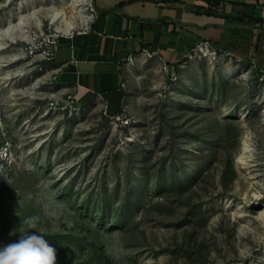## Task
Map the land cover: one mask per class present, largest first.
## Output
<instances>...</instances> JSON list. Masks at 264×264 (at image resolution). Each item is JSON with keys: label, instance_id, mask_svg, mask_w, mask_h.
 Wrapping results in <instances>:
<instances>
[{"label": "rangeland", "instance_id": "rangeland-1", "mask_svg": "<svg viewBox=\"0 0 264 264\" xmlns=\"http://www.w3.org/2000/svg\"><path fill=\"white\" fill-rule=\"evenodd\" d=\"M89 3L0 0V248L39 231L57 264H264V74L137 58L117 126L25 52Z\"/></svg>", "mask_w": 264, "mask_h": 264}, {"label": "crops", "instance_id": "crops-1", "mask_svg": "<svg viewBox=\"0 0 264 264\" xmlns=\"http://www.w3.org/2000/svg\"><path fill=\"white\" fill-rule=\"evenodd\" d=\"M94 16L60 40L47 73L79 101L125 115V69L147 52L173 71L189 49L209 40L264 74V0H92Z\"/></svg>", "mask_w": 264, "mask_h": 264}, {"label": "built area", "instance_id": "built-area-1", "mask_svg": "<svg viewBox=\"0 0 264 264\" xmlns=\"http://www.w3.org/2000/svg\"><path fill=\"white\" fill-rule=\"evenodd\" d=\"M90 11V16H94L95 9L92 4V0L88 5ZM74 31L65 28H48L47 30L41 31L39 33H34L28 38V47L25 50L26 54L30 55L33 58H38L43 62H51L56 58L57 51L59 49L60 40L64 35L72 36ZM147 55L154 57L153 53L147 52ZM229 56V53L222 48L215 46L209 40H201L194 44L186 54L185 60L178 67L183 68L185 65L200 61V60H216L221 57ZM136 56L130 55L126 62L130 66L134 64ZM165 67L169 69L168 65L163 62ZM112 119L117 126H128L131 123V119L126 115H116ZM0 131H4V125L2 121V115L0 111ZM1 151V158L8 157V151L10 145L6 143Z\"/></svg>", "mask_w": 264, "mask_h": 264}, {"label": "clouds", "instance_id": "clouds-1", "mask_svg": "<svg viewBox=\"0 0 264 264\" xmlns=\"http://www.w3.org/2000/svg\"><path fill=\"white\" fill-rule=\"evenodd\" d=\"M38 221L39 217H30L24 223L37 229ZM0 264H57L56 249L39 231H24L17 242L0 248Z\"/></svg>", "mask_w": 264, "mask_h": 264}, {"label": "bare ground", "instance_id": "bare-ground-1", "mask_svg": "<svg viewBox=\"0 0 264 264\" xmlns=\"http://www.w3.org/2000/svg\"><path fill=\"white\" fill-rule=\"evenodd\" d=\"M58 16H59V14L56 15V17H58ZM68 29H70V28H68ZM0 40H3V37L0 36Z\"/></svg>", "mask_w": 264, "mask_h": 264}]
</instances>
